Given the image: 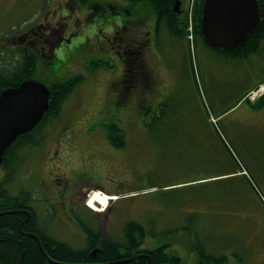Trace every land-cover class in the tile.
I'll return each instance as SVG.
<instances>
[{
  "label": "rangeland",
  "instance_id": "374dc122",
  "mask_svg": "<svg viewBox=\"0 0 264 264\" xmlns=\"http://www.w3.org/2000/svg\"><path fill=\"white\" fill-rule=\"evenodd\" d=\"M180 1L185 21L190 16L195 24L196 5L201 0ZM61 3L64 9L50 14ZM94 3L109 9L92 11L90 6ZM143 7L134 0H0V75L9 76L24 63L10 38L43 17L54 28L67 14L63 21L76 24V37L58 47L61 55L56 51L37 61L32 75L47 86L77 75L84 77L63 103L60 115L32 132L47 137L49 149L59 141L60 157L70 170L73 191L67 192V197L73 203L71 213L77 233L68 236L65 227L57 225L52 235L82 249L86 246L83 226L122 242L126 224L133 221L147 231L143 249L165 246L169 254L181 258V264H199L200 251L206 243L208 253L211 249L223 250L209 239L212 229L207 235H200L202 217L210 222L217 220L218 242L224 245L230 241L232 229H237L235 239L241 246L248 234L241 232L242 223L264 221V108L236 106L245 90L264 83V51L247 60L233 61L205 45L201 38L186 52L180 45L183 40L173 38L164 45L171 47L168 55L165 48L160 50L156 69L160 84L157 95L163 93L164 98L168 92L173 96L158 106L166 112L164 122L168 128L156 120V127L151 130V104L142 107V111L136 105L134 91H126V98H121L119 83L126 67L110 43L121 21L131 17L124 8L133 11L131 18L144 20L153 12ZM142 29L143 33L147 30L144 26ZM101 45L106 47L100 49ZM113 123L125 131L124 147H114L107 138ZM176 137L191 140L176 144ZM199 137L213 140L199 144ZM28 151L17 157L6 189L14 196L25 190L39 198L40 185L32 173L38 156ZM204 158L206 164L201 163L200 173L198 163ZM218 158L220 170L226 175L195 181L204 174L216 173L211 166ZM8 173L0 171V181L3 177L8 179ZM47 174L42 169V180L49 179ZM94 190L117 197L99 215L81 203L85 193ZM35 204L37 213H42L37 201ZM96 206L101 208V204ZM263 244L257 241L255 250L260 251ZM246 257L244 264L257 259L252 250ZM226 262L229 263L227 259Z\"/></svg>",
  "mask_w": 264,
  "mask_h": 264
},
{
  "label": "trees",
  "instance_id": "16d2710c",
  "mask_svg": "<svg viewBox=\"0 0 264 264\" xmlns=\"http://www.w3.org/2000/svg\"><path fill=\"white\" fill-rule=\"evenodd\" d=\"M90 1L82 0V3H90ZM134 1L141 2L145 7L152 10L158 18L159 25L165 23L173 35L179 36L177 26L179 20L177 14L173 12L171 0ZM202 2L203 0L197 3L195 11L197 34H199L201 25L200 12ZM257 49V43L251 38L244 46L226 53L243 58L256 52ZM136 56L134 53L130 54L128 59L129 64L127 67L125 66V73L119 83L118 90L120 94H123L121 98H126V91L132 92L136 88L138 79L135 75L137 74V68L140 66L137 63ZM102 63L108 65L109 61H103ZM142 64L141 70L144 77L145 64ZM35 67V59L24 58L23 65L15 72H12L9 76L0 75V94L6 88L16 87L27 79H33L32 75L34 74ZM83 78L82 75H77L64 82H53L48 86L50 89L49 110L38 126L60 115L63 103L70 97L74 88L81 83ZM254 107H264V98L260 99ZM26 135H21L18 140ZM107 138L114 147L121 148L126 145L125 131L116 123L109 126ZM4 162L8 165L9 160L7 157L4 158ZM29 199V193L21 192L20 195L14 196L6 189L5 184L0 185V213L3 212V214H0V264H21L23 253V264H148L149 260L150 264H181L182 262L179 256L169 254L165 246L152 250L142 249L147 231L144 226L133 221L126 224L122 242L116 241L109 236L102 238L99 231H95L90 227H84L86 235L85 248L76 249L66 242L39 233L41 248L36 237L21 233L19 227L22 215L14 211V209L22 206L20 202H28ZM21 230L22 232L23 230L31 231L24 224ZM98 246L100 249L97 251V256L94 257L92 253ZM225 261L226 257L224 256H213L207 254L204 250L200 251L199 264H224Z\"/></svg>",
  "mask_w": 264,
  "mask_h": 264
},
{
  "label": "flooded vegetation",
  "instance_id": "af4514ba",
  "mask_svg": "<svg viewBox=\"0 0 264 264\" xmlns=\"http://www.w3.org/2000/svg\"><path fill=\"white\" fill-rule=\"evenodd\" d=\"M139 3L141 7L144 6L141 2ZM259 3L261 9L260 24L258 28L254 32H252L248 40L244 43L245 45L251 40V38L255 43H257L258 49L253 55L258 53L259 51H264V1L259 0ZM63 7H65V5H63L62 3L61 6H55L56 9H59L50 11V14H56L58 11H62L64 9ZM72 8H74V6H72L71 9ZM90 9L92 11L94 9H97V11L99 12H107L109 8L104 5L94 3L92 6H90ZM124 9L126 12L125 14L132 17L133 11L129 8ZM154 16V14H151L148 19L144 20L143 18L137 17H130L128 19L126 18L125 21H121V24L118 26V30L115 31L113 38L110 40L112 48H116V53L123 59L126 67L129 64L128 59L130 54L134 53L137 55L136 60L140 66H137V74L135 76L138 81L136 82V88L134 89V91L138 87H140L142 78L144 79V85H150V80L152 79V73L150 71V68L148 67L147 57L151 49L149 36L153 33L155 40L159 37V34L157 33L159 22L157 17H155V19L153 18ZM65 18H67V14L65 16H61L60 20L57 21L56 27L53 28L51 24H47V18L43 17L41 18V20L33 22V24H31L27 30L24 29L17 35L10 38L9 41H13L12 43L13 45L15 44L17 53H20L23 58H31L39 61L43 58L48 57V54L56 51L61 55V53L63 52L58 51V47L63 43L72 42L74 37H76L77 35L76 24L64 22L63 19ZM177 18L179 20V23L177 25L179 37L184 39L186 26L182 9L181 12L177 14ZM141 25L142 27L144 26L147 28L144 33ZM69 28L71 29L68 33L67 29ZM144 36L147 37L144 38ZM199 36L204 41L201 34V29H199ZM7 45H5V47ZM102 46L103 45L100 46V49H104L106 47L104 46V48H102ZM53 56H55V53ZM137 57L139 58V61ZM142 63L145 64L144 77L142 75L143 71L141 70L143 67ZM32 132L33 131L28 132L27 135L21 138L20 141L16 140L5 150L0 171H9V177L8 179H4L3 177L2 180H4L3 182H1L2 180L0 181V185H6V181L8 182V180L11 179L12 174L16 169L15 162L18 158H20L22 152L26 150H29L28 152H33L34 155L38 156V160L34 161L32 164L34 166V168L32 169V173H34L36 181H38L40 185V189H38L40 195L39 198L33 195L31 196V191L25 192L24 190L25 193L30 194L29 201L20 202L22 206L14 209L16 213L22 215L21 224H24L31 230H23V232L21 233L24 235L33 236L34 238L35 236L32 234L40 237L39 233L48 237L55 238L52 235L53 228L57 225H60L65 227V233L68 236H74V233H77L74 229V215H72V213L74 212V208L73 203H70L67 197V192H72L73 190L71 189L72 187L69 180V167L66 165L62 156L60 157L62 146L59 141H56V143L53 145V148L49 149V139L41 134H32ZM5 157H7V159L9 160L8 165H6L4 162ZM42 169L45 173H48V180H42V178L40 177V172L42 171ZM91 192L92 191H87L85 193L84 198L81 200V203L86 207V209L96 215H99L98 212L93 211L89 206H87V200L91 195ZM70 199L74 201L73 196ZM36 201L39 205L40 212H42L40 214L37 213L35 204ZM96 207L100 209V207ZM84 227L86 226H83V228ZM102 238H105V236H102ZM99 249L100 247L98 246L94 250L98 251Z\"/></svg>",
  "mask_w": 264,
  "mask_h": 264
},
{
  "label": "water",
  "instance_id": "95a60500",
  "mask_svg": "<svg viewBox=\"0 0 264 264\" xmlns=\"http://www.w3.org/2000/svg\"><path fill=\"white\" fill-rule=\"evenodd\" d=\"M180 13L181 2L171 0ZM261 20L259 0H204L201 7V34L213 49L230 51L244 45ZM50 89L28 79L0 94V167L5 150L20 135L32 131L49 110ZM0 214H3L0 213ZM21 229V227H20ZM40 247V239L35 234ZM97 251L94 250V256ZM24 253L21 258L23 264ZM150 264V260L149 263Z\"/></svg>",
  "mask_w": 264,
  "mask_h": 264
},
{
  "label": "crops",
  "instance_id": "0c3cea01",
  "mask_svg": "<svg viewBox=\"0 0 264 264\" xmlns=\"http://www.w3.org/2000/svg\"><path fill=\"white\" fill-rule=\"evenodd\" d=\"M157 33L159 34V37L156 40L154 39L153 33L149 36L151 49H150V53L148 54L147 60H148V67L150 68V71L152 73V76H151L152 79L150 80V85H147V84L144 85L143 84L144 79L142 78L141 83H140V87H138L134 91L135 92V101H136L137 106L141 107V109H142V107H144L145 105L151 104V106H150L151 109L149 111H150V113H154L152 120H151V130L156 127V123H155L156 120H157L158 124L162 123V125H164V127L168 128V126H166V122H164V117L166 115V112L163 111L161 109V107H158V106L161 105L162 103H164L165 100L173 97L172 94H170L168 92L165 93L167 96L164 98H162L163 93L157 95V91H158V88L160 87V84L158 83L159 81H158V74L156 73L157 72L156 69H158L157 63L160 62V61L158 62V59L161 56L160 50L162 48H165L167 50L166 54L168 55L170 53L171 47L164 46V45L169 44L171 42V40L175 37L170 33L169 28L167 26L165 27L163 25H161L160 27L157 28ZM146 37L147 36H144V38H146ZM175 39L183 40L182 42H180V45L182 44V46H184L183 49L185 50V52H186V49H187V51H191L190 43L186 38L182 39L180 37V38H175ZM204 53H205V51H204ZM205 55H207V53H205ZM253 56H255V55H249V56L243 57V58L231 57V60L235 61L239 58L243 59V60H247ZM160 65L161 64H159V67H160ZM153 73H154V75H153ZM254 88L252 87V88H248L247 90H245L244 93L238 98L236 106L240 105V107H243V105H246V104L249 105L244 100V98H245L246 94ZM144 89H145V91H144ZM147 91L150 92L149 95H148ZM145 92H146V94H145ZM147 95L151 96L150 101L148 98H146ZM263 108H260V109H263ZM142 111H143V109H142ZM155 114L157 115L156 117H155ZM221 115H219L218 117H220ZM218 117L216 119H218ZM144 119H145V117L142 114V120L141 121L144 122ZM218 121H221V120H218ZM152 138L155 139V137H152ZM173 140H175L174 143H176V144H183V143L188 144L191 139L183 138V137H176ZM207 140H209V143H211L213 140V137H199L198 143L199 144L205 143ZM166 143H168V142H166ZM205 160H206V158H204V160L202 162V160L200 159V161L198 163L200 173H201V163H202V165L205 166V164H206ZM213 165H214V167L211 166V169L214 168V171L216 173H214L210 176L204 174V177H199L195 181L202 182V181H206L208 179H213V178L222 177V176L226 175L225 172L220 170L221 169V167H220L221 166V159L220 158H218L217 161L214 162ZM195 181H192V182H195ZM187 183H190V182H187ZM205 183H207V182H205ZM180 184H185V183H180ZM94 191H101V190H94ZM210 229H212L213 233H211L209 239L213 240L215 242V244H216L215 246H217L223 250H217V249L212 250L211 249L210 253H208L207 251L209 249H208V246L206 243V245H204L205 247L203 248V250L207 254L213 255V256H225L229 262V263L226 262V264H244V261L247 258L246 257L247 253L249 252V250H252V254L254 256H257V259L255 261H253L252 264H264V244L261 246L262 251L261 250L260 251L255 250L257 241H262L264 243V221H262V222L257 221V223H254V224L250 223V222L242 223V231L241 232H246L248 234H247L246 238L244 239V241H242L241 246H240V243H236V239H235V237H236L235 230H237V229H232L230 231V234H231L230 235L231 236L230 241H228L226 243V245H224V244L220 243V241L218 242L219 232H218L217 220L215 219L214 222L211 220V222H210L206 216L202 217V219L200 220V235L201 236L207 235V233ZM253 231L256 233L255 235L250 234ZM238 238H240V237H238ZM205 242H206V239H205ZM257 248L258 247H256V249Z\"/></svg>",
  "mask_w": 264,
  "mask_h": 264
},
{
  "label": "bare ground",
  "instance_id": "6f19581e",
  "mask_svg": "<svg viewBox=\"0 0 264 264\" xmlns=\"http://www.w3.org/2000/svg\"><path fill=\"white\" fill-rule=\"evenodd\" d=\"M9 63V62H8ZM19 69V68H18ZM15 71V70H14ZM116 196L112 195H108L102 191H95L91 196H90V200L88 202L89 206L95 210H100L105 212L107 210V208L109 207L108 204L110 202V200L112 199H116ZM96 203L97 204H101V208L98 209L96 207ZM47 254V253H46ZM48 256V255H47ZM47 262V261H46Z\"/></svg>",
  "mask_w": 264,
  "mask_h": 264
},
{
  "label": "built area",
  "instance_id": "2783aa9c",
  "mask_svg": "<svg viewBox=\"0 0 264 264\" xmlns=\"http://www.w3.org/2000/svg\"><path fill=\"white\" fill-rule=\"evenodd\" d=\"M189 31H190V38L192 39L193 38V36H192V32H193L192 19H190ZM263 93H264V91L261 89V92L253 93L252 95H250V98H251V100H254L256 96H260Z\"/></svg>",
  "mask_w": 264,
  "mask_h": 264
}]
</instances>
